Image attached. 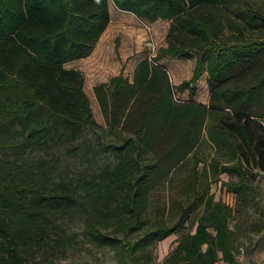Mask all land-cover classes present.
<instances>
[{"label":"trees","instance_id":"trees-1","mask_svg":"<svg viewBox=\"0 0 264 264\" xmlns=\"http://www.w3.org/2000/svg\"><path fill=\"white\" fill-rule=\"evenodd\" d=\"M109 1L0 0V264H44L50 252L72 247L76 232L55 222L53 237L52 217L71 214L81 201L87 234L99 245L124 249L132 264L150 242L183 229L186 206L173 223L149 222L146 208L155 184L200 141L209 109L177 100L174 89H189L193 96L205 65L213 89L211 104L223 97L235 109L222 121L243 138L255 166L264 169V126L255 131L249 124L254 116H264V35H244L233 16L229 25L236 34H225L222 9L234 0H111L118 9L151 21L172 19L168 44L138 62L132 81L114 78L109 104L105 84L100 85L98 96L104 111L109 106V123L126 133L120 141L97 143L114 156L115 164L105 165L90 179H50L62 159L54 149L63 147L71 155L94 144L83 135L87 127L98 125L83 71L65 63L92 52L111 20ZM253 17L256 26H264L263 13L255 10ZM189 51L197 55L194 72L175 85L157 60L188 57ZM229 78L232 87H217ZM158 143L163 145L160 155L145 154L147 146ZM28 148L51 154L54 168L43 169L45 156L27 160ZM213 167L217 173L237 174L231 189L247 195L254 190L255 173L241 158ZM205 204L206 211L194 229L181 236L165 264L239 262L230 226L232 209L213 196H207ZM142 229V235L129 237Z\"/></svg>","mask_w":264,"mask_h":264},{"label":"rangeland","instance_id":"rangeland-1","mask_svg":"<svg viewBox=\"0 0 264 264\" xmlns=\"http://www.w3.org/2000/svg\"><path fill=\"white\" fill-rule=\"evenodd\" d=\"M229 5L222 9L226 35L233 38L236 34L229 25L231 16L240 23L244 35L251 37L264 35V26H256L254 22L257 21H254L253 17L255 10L264 14V0H234ZM109 8L111 20L92 52L88 56L65 63L68 68L73 67L83 71L84 89L90 98L94 118L98 122L95 127H87L83 135L87 142L92 141L94 144H90L88 150L82 147L79 153L71 155L66 154L63 147L60 150L54 149L57 155L62 157L61 163L55 168L53 161L49 159L51 154L43 150L28 148L25 154L27 160L44 156L48 158L47 166L40 168L46 169L52 166L54 168L50 173L52 180L60 177L74 180L90 179L105 165L115 164L114 156L110 152L101 151L97 143L100 139L120 141L122 135L126 133L121 132L119 126L112 127L113 125L109 123V106L107 112L104 111L98 96L100 85L105 84L104 99L109 104L111 90L115 84L114 78L121 75L132 81L137 62L146 56L151 58L162 46L168 44L167 34L172 19L151 21L135 13L118 9L111 0ZM189 56L190 58H181L167 55L157 61L167 68L172 83L176 85L185 79H190L193 74L197 56L191 51ZM174 91V97L182 101L195 102L209 97L206 85L197 90V96H191L188 89L185 91L174 89ZM228 112L235 113V109L232 108ZM206 121L207 128L200 144L165 178L155 184L149 193L146 208L149 222L166 219L169 223H173L179 219L183 207L186 206L188 216L185 218V227L140 249L135 264H165V259L176 247L181 236L193 230L198 216L206 211L207 196L223 201L232 209L230 216V226L234 230L232 240L240 249V253L236 255L239 261L237 264H264V169L255 166L253 153L246 147L243 138L228 129L223 131L224 133H219L217 137L219 142L216 144L209 135L207 118ZM223 122L220 121L218 125L224 129L226 124ZM249 124L255 131H258L259 125L264 126L258 117L251 118ZM162 152L163 145L159 143L147 146L145 150L146 155L154 157ZM240 158L244 166L255 173L252 177L254 190L249 195L241 189L237 191L229 187L230 182L237 179V174H220L215 172L213 167L215 163H238ZM78 200L82 199L78 198ZM52 220L53 237L58 230L54 225L57 222L68 231L76 232L77 237L72 247L50 252L48 259H44V264H132L124 249L116 250L99 245L87 234L82 201L71 214H56ZM142 234L143 229L130 234L129 237L133 239ZM36 259L39 260V257ZM216 264L229 263L220 260Z\"/></svg>","mask_w":264,"mask_h":264},{"label":"crops","instance_id":"crops-1","mask_svg":"<svg viewBox=\"0 0 264 264\" xmlns=\"http://www.w3.org/2000/svg\"><path fill=\"white\" fill-rule=\"evenodd\" d=\"M145 19H147V18H145ZM191 52L193 54H195V52H193V51H191ZM183 58H190V56L188 55V57H183ZM196 61H197V57H196ZM196 61H195V65H196ZM138 62H137V64H138ZM158 63H160V62H158ZM194 68H195V66H194ZM134 70H135V68H134ZM193 72H194V69H193ZM168 73L170 74L169 71H168ZM230 78L227 79L224 82H219L218 85H217V87L218 86L219 87H228V88L229 87H232L231 85L234 84V83L232 82V79H230ZM170 79H171V77H170ZM208 79H209V73H208V70H207V66L205 65L204 68H203L202 74H201L199 80L196 82V85L195 86H196V92H197L198 89H200L201 87H203L204 85H206V87L209 90V97L206 98V99H202V100L201 99L200 100H195V102L200 103V104L205 105V106L208 107L209 114H208L207 120L209 121V126L211 125L210 127L208 126L209 135L213 138V141L216 142V144H218L219 139L217 137H218L219 133H221V130H226L227 129V127L226 128L224 127V129L221 128L220 125H218V124L220 123V121H222V118L223 117H225L226 115H228L227 113H231V112H228V110H230L231 108H229L228 104L225 102L226 100L223 97L220 98V99H218L217 101H215V106L211 104V96H212L213 89L210 88V84H209ZM245 79L248 80V77H245ZM188 91H189V89H188ZM196 92H195V94L193 96H197L198 93H196ZM260 118H262V119H260ZM258 119L264 123V116L258 117ZM207 124L208 123L206 121L205 122V125H204L205 127L203 128V131H202L201 138H202V136L204 134V131H206ZM201 138H200V140H201ZM213 141H211V142H213ZM198 144H200V141L196 144V146ZM196 146L194 147V149L196 148ZM223 163H226V162H223ZM221 173H228V172H220V174ZM223 262H225V261H223Z\"/></svg>","mask_w":264,"mask_h":264}]
</instances>
